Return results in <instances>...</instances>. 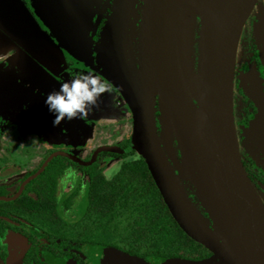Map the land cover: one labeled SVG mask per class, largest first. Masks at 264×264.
Masks as SVG:
<instances>
[{
  "label": "water",
  "instance_id": "95a60500",
  "mask_svg": "<svg viewBox=\"0 0 264 264\" xmlns=\"http://www.w3.org/2000/svg\"><path fill=\"white\" fill-rule=\"evenodd\" d=\"M257 0H142L136 49V78L132 84L125 60L127 18L112 14L108 48L101 50L100 69L92 61V42L78 30L85 17L75 0H31L46 28L68 53L99 75L122 97L132 120L131 144L96 149L88 162L61 152L48 156L12 197L39 177L56 157L81 167L96 163L99 154L141 158L170 215L182 232L227 264H264V204L241 162L233 123V79L237 45ZM193 10L200 20L201 43L197 78L186 61L189 87L178 61L176 39L182 12ZM259 111L255 139L264 156V102L252 96ZM164 111L183 164L170 149L166 154L187 180L213 226L212 237L186 205L173 178L155 130V105Z\"/></svg>",
  "mask_w": 264,
  "mask_h": 264
},
{
  "label": "trees",
  "instance_id": "16d2710c",
  "mask_svg": "<svg viewBox=\"0 0 264 264\" xmlns=\"http://www.w3.org/2000/svg\"><path fill=\"white\" fill-rule=\"evenodd\" d=\"M37 18L51 35L40 17ZM52 38L54 39L53 36ZM198 48L200 49L199 44ZM129 121L132 124L131 118ZM167 124V117L157 103L156 133L158 131L162 134ZM130 144L131 134L117 147L125 149ZM52 153L53 151L47 152L39 164L15 185L0 186V197L14 196L22 182L35 174ZM92 154L93 152L87 156L85 162L91 160ZM130 158L133 159L129 161ZM105 159L123 161L118 172L110 180L104 175L102 161ZM165 159L168 163L167 154ZM4 167L5 164L0 162V172ZM68 171L80 173L88 182L85 212L74 222L66 221L58 211L59 186ZM182 181L184 190L191 192L188 197L202 206L191 184L183 178ZM78 195L79 192L74 191L65 200L64 211L72 209ZM109 234L112 237L106 236ZM4 238H14L18 243L24 242L26 252L22 257V264H42L40 260L43 255L40 251L44 248L71 249L86 241L103 243L105 246L111 242L112 248L128 250L131 254L144 257H191L196 250L206 252L202 246L190 240L175 223L145 162L134 152L123 156L112 152L101 153L96 163L90 167H81L63 157L54 158L45 171L26 186L19 199L9 203L0 202V241ZM0 259L2 262L6 260V252L1 243Z\"/></svg>",
  "mask_w": 264,
  "mask_h": 264
},
{
  "label": "rangeland",
  "instance_id": "374dc122",
  "mask_svg": "<svg viewBox=\"0 0 264 264\" xmlns=\"http://www.w3.org/2000/svg\"><path fill=\"white\" fill-rule=\"evenodd\" d=\"M19 3L25 14L32 18V21L29 20L31 24L19 22L18 16L16 20L12 12L9 18V13L6 15L0 11V23H4L2 27L11 35L16 33L17 48L5 55V48L0 46V162L6 166L0 172V186L6 187L18 183L49 151L69 154L85 162L91 152L100 147L119 145L132 131L130 112L122 97L112 88L111 94L101 96L98 107L86 118L65 120L59 126L53 125L54 115L45 104L47 94L59 90L64 82L70 81L78 73H94L43 28L31 0H19ZM186 20L190 44L198 48L196 38L199 33L195 29L200 22L189 15ZM10 26L13 29L16 26L15 31ZM20 26L22 28H18ZM122 163L116 159L103 160L105 177L112 179ZM87 189L85 176L75 171L65 174L59 186L58 211L66 221H77L84 214ZM74 191H78L79 196L72 209L66 212L62 205ZM13 241L6 244L9 262L19 263L20 256L17 255L21 248Z\"/></svg>",
  "mask_w": 264,
  "mask_h": 264
},
{
  "label": "flooded vegetation",
  "instance_id": "af4514ba",
  "mask_svg": "<svg viewBox=\"0 0 264 264\" xmlns=\"http://www.w3.org/2000/svg\"><path fill=\"white\" fill-rule=\"evenodd\" d=\"M75 2L85 17V22L78 25V30L86 42H92V61L98 69H100L101 50L104 45L108 48L110 22L117 2L119 14H123L127 18L125 60L130 81L134 84L137 72L136 49L142 0H75ZM188 15L194 21L197 18L199 23V17L193 10L185 9L182 12L177 29L176 49L184 81L195 102V97L187 81L186 61H190L193 77L197 78L200 49L194 48L190 44L186 27ZM198 29H200V25L195 30L198 31ZM196 43L199 45L201 43V32L200 36L197 35ZM77 61L79 60L77 59ZM81 64L90 70L83 63ZM252 96H259L264 102V0L256 1L243 26L235 55L233 79V123L239 156L250 183L264 204V156L254 133L259 111ZM163 131L162 134L157 131V136L164 155L166 146L169 144L177 164L183 168L168 124ZM168 165L179 192L186 200V205L195 212L197 220L202 223L206 231L216 239L213 226L203 205L200 206L188 197V193L191 192L184 190L183 177L170 160H168ZM106 236L112 237L110 234ZM12 239L14 238H4L0 241L6 252V260L2 262L0 259V264H22V257L26 252L24 242L16 241L21 248L17 255L20 256V262H9L10 254L6 244H9L8 242ZM40 252L43 255V259L40 260L42 264H227L207 250L206 252L196 250L194 256L191 257L187 255L144 257L131 254L128 250L112 248L111 242L105 246L103 243L86 241L80 243L76 248H44Z\"/></svg>",
  "mask_w": 264,
  "mask_h": 264
},
{
  "label": "clouds",
  "instance_id": "9594fccd",
  "mask_svg": "<svg viewBox=\"0 0 264 264\" xmlns=\"http://www.w3.org/2000/svg\"><path fill=\"white\" fill-rule=\"evenodd\" d=\"M111 94V85L99 75L78 73L70 81L64 82L59 90L47 94L45 104L54 115L53 125L63 121L86 118L98 107L101 96Z\"/></svg>",
  "mask_w": 264,
  "mask_h": 264
},
{
  "label": "crops",
  "instance_id": "0c3cea01",
  "mask_svg": "<svg viewBox=\"0 0 264 264\" xmlns=\"http://www.w3.org/2000/svg\"><path fill=\"white\" fill-rule=\"evenodd\" d=\"M19 8L21 9L19 12ZM24 9L21 4L19 3V0H0V11L2 12V14H8L9 13V18L11 16V12L14 13L13 16L16 19L18 16V21H25V22H29L32 21V18L30 19L27 16V13L25 14V12L22 10ZM10 20V19H9ZM17 20V19H16ZM30 20V21H29ZM17 21V22H18ZM7 22H8V18H7ZM4 23H0L1 29H0V41L2 42L0 44V46H2L4 49V54L6 55L8 52L12 53L14 50H16V46H15V40H16V33H14L13 35L9 34L7 32V30L5 29V27H2ZM12 24V23H11ZM31 24V23H30ZM28 26H24L25 28V33H27V28ZM11 30L15 31L16 26H10ZM18 28H22L21 26ZM31 28H33L34 30V26L31 25ZM3 39V40H2ZM8 53V54H9Z\"/></svg>",
  "mask_w": 264,
  "mask_h": 264
},
{
  "label": "bare ground",
  "instance_id": "6f19581e",
  "mask_svg": "<svg viewBox=\"0 0 264 264\" xmlns=\"http://www.w3.org/2000/svg\"><path fill=\"white\" fill-rule=\"evenodd\" d=\"M115 13L119 16L118 6H116V8H115Z\"/></svg>",
  "mask_w": 264,
  "mask_h": 264
}]
</instances>
